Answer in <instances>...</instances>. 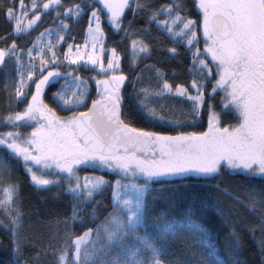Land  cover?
Instances as JSON below:
<instances>
[{
  "label": "snow or ice",
  "instance_id": "6c2138e0",
  "mask_svg": "<svg viewBox=\"0 0 264 264\" xmlns=\"http://www.w3.org/2000/svg\"><path fill=\"white\" fill-rule=\"evenodd\" d=\"M187 3L0 4L10 25V31L0 35V70L11 68L5 71L3 91L10 109L13 100L24 105L0 116V126L9 129L0 131V209L9 233L4 264H246L235 230L221 249L217 234L200 217L208 207H216L206 191L210 189L245 204L264 231V0H191L197 18L189 14ZM50 11L55 13V27L39 31ZM128 13L132 19L126 22ZM85 14L81 48L68 42L72 39L68 21L79 22ZM137 17L147 27L135 28ZM105 20L117 33L123 32L122 40L130 41L128 74L121 68L117 47H105ZM153 25L173 45L159 50L169 60L183 55L189 61L190 83H175V70L169 74L152 64L145 67L154 73L155 84L137 87L143 83V70L135 69L155 50L140 37L151 36ZM33 32L38 35L18 42ZM161 35L151 38L156 45H165ZM64 45L66 50H61ZM82 66L98 70V76L82 77ZM93 80L98 98L88 107ZM60 81L50 99L71 112L65 117L45 102L46 89ZM126 85L131 86L130 93ZM218 96L221 112L216 111ZM169 98L189 102L193 119H169L165 105L157 103ZM81 106L87 111H72ZM205 109L209 119L203 132L170 135L133 126L137 118L174 128L194 126ZM225 112H234L237 122L221 126ZM26 126L31 132L20 130ZM11 161L23 167L37 189H57L54 200L67 197L62 210L29 225L36 229L31 235H24L25 213ZM89 171L93 174L81 175ZM97 171L115 178L96 175ZM224 173L242 175L250 182L247 200L220 183L190 182L217 180ZM176 180L183 183L174 184ZM259 249L264 264V240Z\"/></svg>",
  "mask_w": 264,
  "mask_h": 264
},
{
  "label": "trees",
  "instance_id": "16d2710c",
  "mask_svg": "<svg viewBox=\"0 0 264 264\" xmlns=\"http://www.w3.org/2000/svg\"><path fill=\"white\" fill-rule=\"evenodd\" d=\"M9 0H0V4H7ZM27 3L28 0H25ZM79 3L81 0H63V3L67 6L71 3ZM171 0H154L156 6L160 4L169 3ZM187 8L189 10V14L193 18H197V10L191 3V0H188ZM90 12V9H89ZM54 12H49L44 17V23L41 25L39 31H43L44 27H55V24L52 21ZM131 13L127 14V20H131ZM160 19H164L163 16ZM71 28V36L72 39H69V43H74L78 45H82L86 36V28H87V14L79 19V22L75 20L68 21ZM135 28L147 27L144 19L137 17V20L134 23ZM103 28L105 32V47L110 49L112 47H117L120 55L122 56L121 68L124 70L126 74L130 72V41L122 40L123 32L117 33L114 29H112L106 20L103 22ZM151 36H147L141 34L142 39L145 41H149L154 45V51L150 59H141L139 67L135 69V71L139 72L143 70V83L138 84L137 87L154 85L155 84V76L151 69L145 67V65L155 64L157 67L165 68L169 74L173 70L177 73L175 78V83H185L188 84L191 81V76L187 72V67L189 61L182 55L174 60H169L167 55L159 50L162 47H171L173 46L170 41H167L161 33H159L156 29V26H151ZM7 31H10V25L5 22L3 14L0 13V35H3ZM38 35V32H33L31 37H21L18 42H21L23 39L34 38ZM161 35L162 39H165V45H156V42L152 40V37H156ZM136 37H133L135 39ZM10 42V41H9ZM2 46V45H0ZM61 50H66V45ZM180 51L183 53V49ZM183 60V63L180 61ZM67 63V62H66ZM5 71H11V68L0 70V116L6 115L9 111L22 110L24 107L23 104L16 105L15 101H12V108L8 107L9 101L6 98V94L3 91V84L5 83ZM63 71V69H61ZM79 74L84 77H97L98 71H89L88 67H80ZM170 82H173L170 80ZM61 81L55 84L50 90L46 89L48 95L45 97V102L48 103L51 107H53L58 115L60 116H68L71 115V112L65 111L62 108L58 107L55 103L50 99L51 92L56 91L59 88ZM90 96L88 97L86 103L89 107L92 99L95 98L96 89L94 80L90 81ZM131 86L126 85V92H131ZM222 94V93H221ZM127 99V96H126ZM219 96L217 97L216 103V111L221 112V105L218 103ZM157 103H162L165 105L166 115L169 119L172 120H187L191 121L193 119L191 115V106L187 101L179 100V99H166L164 101H159ZM174 106V108H173ZM172 109V110H168ZM87 110V107L81 106L79 108H74L72 111L81 112ZM208 119L209 114L207 109L201 112L200 117L197 119V122L194 126H190L185 124L184 127L174 128L169 125H160V124H151L145 122L142 119H135L133 121V126L144 128L148 131H157L165 134L175 135L178 131L185 132H203L208 128ZM236 114L234 112H225L221 114V126H227L228 124H235ZM9 129L0 126V131H7ZM30 130V129H29ZM11 172L12 179L19 183L20 192H19V203L21 210L25 213V231L24 235H31L35 228L29 227L30 224H35L37 220L46 219L50 213L55 211H60L63 208V203L67 200V197H62L61 200L57 201L53 199L54 193H56L57 189L52 188L48 191L39 190L34 187L30 183V179L28 175L25 173L23 167L18 164L16 161H11ZM84 174H93L91 171ZM96 175H105L107 179H114L111 174H106L100 171L95 173ZM193 184L199 186L202 184H211L214 185L216 183H220V186L227 187L229 191H231L235 195H239L242 200H247L246 193L249 188L250 182L242 175H230L228 173H224L222 178L217 180L203 181V180H195L191 179ZM174 184L183 183V181L176 180L173 181ZM255 183L259 184V179L255 181ZM206 191L210 192V199L213 203L216 204V207H208L201 214V222L209 228L212 232L217 234V243L220 245V248L223 249L225 247V237L232 230H235L237 235L239 236L242 242V250L240 253V258L246 262V264H261V252L259 249V245L262 240H264V231L261 230L260 221L257 218V215L253 212L249 211V209L243 203H237L232 198L225 196L220 192H216L214 190L206 189ZM99 199V197H98ZM105 203H109L110 193H105ZM219 209V211L217 210ZM223 213V214H221ZM0 264H4V262L9 258V252L5 250L3 246L8 245L9 241V233L6 230V225H8V219L4 214V210L0 209ZM77 231H82V229H77Z\"/></svg>",
  "mask_w": 264,
  "mask_h": 264
},
{
  "label": "rangeland",
  "instance_id": "374dc122",
  "mask_svg": "<svg viewBox=\"0 0 264 264\" xmlns=\"http://www.w3.org/2000/svg\"><path fill=\"white\" fill-rule=\"evenodd\" d=\"M81 46V48H83L84 47V43L82 44V45H80ZM75 50V49H74ZM89 50H91V49H89ZM131 55H132V53H131V51H130V57H131ZM106 59H107V57H105V62H106ZM98 71V70H97ZM99 78H103V77H99ZM61 83H63V81H61ZM60 86V85H59ZM95 98H98V96H97V92H96V95H95ZM57 113V112H56ZM57 115H58V113H57ZM60 116V115H59ZM61 117H63V116H61ZM30 129V130H29ZM22 132H31V130H32V128L30 127V126H26V127H22L21 129H20Z\"/></svg>",
  "mask_w": 264,
  "mask_h": 264
},
{
  "label": "water",
  "instance_id": "95a60500",
  "mask_svg": "<svg viewBox=\"0 0 264 264\" xmlns=\"http://www.w3.org/2000/svg\"><path fill=\"white\" fill-rule=\"evenodd\" d=\"M89 107H91V102H90V104H89ZM85 111H87V110H85Z\"/></svg>",
  "mask_w": 264,
  "mask_h": 264
}]
</instances>
